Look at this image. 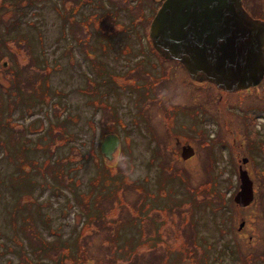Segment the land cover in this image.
I'll use <instances>...</instances> for the list:
<instances>
[{"label": "rangeland", "instance_id": "1", "mask_svg": "<svg viewBox=\"0 0 264 264\" xmlns=\"http://www.w3.org/2000/svg\"><path fill=\"white\" fill-rule=\"evenodd\" d=\"M159 5L0 0V264H237V255L264 264V210L252 207L236 232L228 159L262 160L264 144L246 152L237 104H222L214 85L189 81L181 62L154 50ZM245 118L264 139L263 123ZM219 126L232 146L218 148L219 159L171 156V133L201 148L209 138L198 133ZM109 131L122 139L114 160L126 155L127 174L101 155Z\"/></svg>", "mask_w": 264, "mask_h": 264}, {"label": "water", "instance_id": "2", "mask_svg": "<svg viewBox=\"0 0 264 264\" xmlns=\"http://www.w3.org/2000/svg\"><path fill=\"white\" fill-rule=\"evenodd\" d=\"M149 36L160 55L180 61L194 79L235 90L263 77L264 20L250 16L241 0H161ZM119 143L114 132L104 136L100 149L107 160ZM252 197V180L242 171L234 199L247 204Z\"/></svg>", "mask_w": 264, "mask_h": 264}, {"label": "flooded vegetation", "instance_id": "3", "mask_svg": "<svg viewBox=\"0 0 264 264\" xmlns=\"http://www.w3.org/2000/svg\"><path fill=\"white\" fill-rule=\"evenodd\" d=\"M159 1H161V0H159ZM241 3H242V6L244 7V9L248 12V14L250 16H252L255 19L264 20V0H241ZM160 56H162V55H160ZM162 58L170 60L169 58H165L164 56H162ZM138 67H141V64L139 61H136L134 63L133 69L138 68ZM183 67L185 69V72L187 74V79L189 81L194 82V83H198L199 81H203V80L194 79V78L190 77V75H189V73L186 70L184 65H183ZM208 82L211 83L212 85H214V83H212L211 81H208ZM144 87L147 88L146 85H144ZM214 87H215L216 92H217L216 96L219 98L220 101H222V104H224V105L231 104L233 106H235L237 104V106H238L235 109H237L239 112H237L235 114V117H236V119L239 118V121H240L239 125L241 127L244 126V128H243V130H241L239 128H235L234 132L238 136H240V138L242 139V144H244V149L246 150V152L248 151L247 147H250L253 150H257L258 147H262V145L264 144V139H259L258 135H256V134L254 136H251L252 134L246 128L247 120L245 118V115L247 116V115L251 114L250 120L252 118L257 120V121H255V126L260 127V123H263V125H264V74H263V77L260 79V81L257 84L252 85V86L239 88V89H235V90H225V89L218 87L216 85H214ZM139 94H141L142 97L146 96V92L137 91V97L136 98H138V99H140V97L138 96ZM239 104H241L242 106H239ZM245 104H256L257 106H255V107L244 106L245 109H243V105H245ZM138 107H140V106H138ZM142 109L143 108L138 109V110H142ZM223 110H224V108L221 107V111H223ZM135 113H136V110H135ZM139 118H142V117H139ZM250 120H249V122H250ZM167 126H169V124H167ZM250 126L253 127L254 130L257 129V128H255L254 124L250 125V123H249V127ZM232 127H233V129L231 131L234 130V125H232ZM219 128H220V131L218 128H216V130L214 132L209 133L208 135L204 134L203 132L198 133V136L202 139L209 138L201 146V148H199L196 144L192 143L190 140L182 139L179 134L171 133L170 134V141L172 143H168L167 148L169 149L171 156L178 161L194 162L193 161V160H195L194 158L202 156L203 154L201 152H203V153H205L203 155L205 157V159L210 158V159H212V162H213V161L219 159L218 158V150H217L218 148H221V150H222V149L232 147L230 144L231 140H229L228 135L225 133V129L222 128L221 126H219ZM170 130H171V128H170ZM220 132H222L224 134H220ZM108 133H110V131L103 135L102 140H103L104 136ZM121 143H122V139L120 137V143H119V146L116 148V150L120 149ZM218 145H219V147H218ZM99 150H100V145H99ZM229 150L234 152V150H231V149H229ZM190 152H191V154H190ZM199 152H200V154H199ZM263 153H264V151H263ZM254 157L255 156L251 155V154H243L240 156L237 155L236 157L234 155H229V158H228L231 162L230 169L233 171V175H235L237 178V180L235 181V185L233 186V191H232V200L234 202V204H233L234 208H233V211L231 212V214L237 216V218L240 219L239 224H237V226H236V230H237L236 232L243 233L245 230L243 227L247 224H250L248 212H249V210H251L252 207H254L255 205H259L258 209L264 210V196L261 197L258 193L260 184L264 185V180L263 181L258 180L261 177V174H259V173L264 171V169H263L264 166L261 165V162H264V159L260 158L262 160H255ZM113 160H114V158H113ZM260 168H262L261 172L258 171V169H260ZM242 171L244 173H246V175L252 180L253 197H252V200L247 204H241L240 202H238L234 199L236 192L240 189L241 172ZM252 173H253V175H252ZM263 213H264V211H263ZM263 220H264V217H263ZM228 230H233V226L231 228H228ZM249 236L253 237V235H249ZM263 240H264V237H263ZM243 257L244 256H242V255H239V256L237 255L234 257V259L238 260L237 264H249L247 262L245 263V262L241 261Z\"/></svg>", "mask_w": 264, "mask_h": 264}, {"label": "trees", "instance_id": "4", "mask_svg": "<svg viewBox=\"0 0 264 264\" xmlns=\"http://www.w3.org/2000/svg\"><path fill=\"white\" fill-rule=\"evenodd\" d=\"M10 3H11V5H12V8H14V4H16V5H19V1L20 0H8ZM27 1H30V0H26V2ZM37 1H39L40 2V0H37ZM16 2V3H15ZM21 7L24 9V10H26L25 9V7H23L22 5H21ZM22 8H20L21 10V12L19 13V15L20 16H23V14H24V11L22 10ZM21 35H22V37L24 38V40L26 41V40H28L27 39V37L25 36V34H23V32L21 31ZM11 39H15L14 37H11ZM5 61L8 63V61L5 59ZM2 65H3V60H2ZM13 83H14V85L18 88L16 91H20V93L22 94V89H21V87H20V82H18L17 80L16 81H13ZM17 84H18V86H17ZM11 89H13V88H11ZM6 94H8V95H10L11 94V90H10V88H8V90H6ZM24 96H26V95H24ZM26 97H28L29 99H31V97L30 96H26ZM34 100H36V98H34ZM36 102V101H35ZM9 103H10V101L7 103V106L9 105ZM43 148L45 149V145H43ZM60 174V173H59ZM57 175H58V173H57ZM9 261H10V259H9Z\"/></svg>", "mask_w": 264, "mask_h": 264}, {"label": "clouds", "instance_id": "5", "mask_svg": "<svg viewBox=\"0 0 264 264\" xmlns=\"http://www.w3.org/2000/svg\"><path fill=\"white\" fill-rule=\"evenodd\" d=\"M114 163L116 166L125 168V165L127 163V157L123 153H118L115 157ZM126 174H127V169L125 168Z\"/></svg>", "mask_w": 264, "mask_h": 264}, {"label": "bare ground", "instance_id": "6", "mask_svg": "<svg viewBox=\"0 0 264 264\" xmlns=\"http://www.w3.org/2000/svg\"><path fill=\"white\" fill-rule=\"evenodd\" d=\"M247 89V88H246Z\"/></svg>", "mask_w": 264, "mask_h": 264}]
</instances>
